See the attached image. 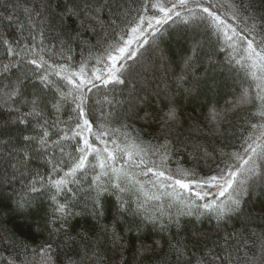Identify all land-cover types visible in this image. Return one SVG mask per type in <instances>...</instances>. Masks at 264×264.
<instances>
[{
    "label": "trees",
    "instance_id": "1",
    "mask_svg": "<svg viewBox=\"0 0 264 264\" xmlns=\"http://www.w3.org/2000/svg\"><path fill=\"white\" fill-rule=\"evenodd\" d=\"M176 2L108 0L109 6L100 15L104 26L97 25L92 32L90 28H81L75 20H62L58 0H0V237L5 238V242L0 243V261L3 264L18 253L20 261L26 258V264H33L32 250L42 243H51L54 254L59 253L56 264H64L65 253L75 260L83 257V264H116L121 258L123 264H198V261L202 264H264V249L256 237L250 238L249 246L240 247L239 251L236 241L226 247L223 239L233 232L249 237L250 233L259 236L264 231V162L257 159L258 166L240 178L246 180L244 191L240 193L243 201L240 216L232 215L218 222L213 213L201 215L193 207L194 215H179L180 228L169 217L174 220L178 213L188 211L192 200L203 204L211 199L223 201L225 197L210 188L205 189L211 193L206 200H197L194 188L193 191L179 186H175V191L160 188L159 181L172 182L164 178L158 180L153 173L144 174L147 167H152L175 179L206 178L216 174L217 165L224 166V154L242 153L244 139L258 134L253 133L250 124L261 122L254 113L261 108V101L256 97L258 93L264 95V84L254 81L249 70L236 63L244 55L243 51L239 47L236 52L224 47L222 38L218 39L207 21L199 18L202 13L196 3L221 5L214 10L222 15L227 13L223 18L238 30L255 23L257 31L253 35L259 40L264 36V0H189L185 8L175 9L179 16L172 14L170 20L160 25L153 21L156 31L146 23L142 26L143 33L136 34L130 45L135 55L122 61L123 84H102L94 80L95 88L88 85L87 88H92L90 92L83 89L92 106L93 114L89 119L93 133H107L102 140L116 157L108 161L110 168L104 171L109 175L102 176L101 181L105 186L114 183L116 174L111 168L118 170L121 187L127 189L119 195L127 202L125 208L129 210L120 216L116 211L119 200L110 191L104 201L105 214L99 218L92 214L90 185L101 169L95 154H91L86 170L77 174L78 183L68 186L75 195L71 192L57 195V200L67 203L76 215L67 218L60 232L52 231L60 228L61 222H52L55 205L50 197L55 190L48 181L59 179L68 171L73 158L79 155L76 147L82 144L81 138L74 135L79 129H75L72 95H67L66 99L61 97V92L67 94L73 90V85L63 76L80 72L83 65L86 79L93 78V73L106 79L104 64L97 63L105 49L121 36L125 40L132 36L130 29L140 15L161 17L163 14L152 7L153 4L171 7ZM59 3L61 7L71 6V0H59ZM232 15L238 19L233 21ZM244 17L250 19L245 22ZM77 32L79 39L74 38ZM4 40L11 44L13 55L8 54ZM32 59L43 63V67L31 64ZM5 65L9 66L7 71ZM45 74L52 82L47 87L39 79ZM73 78L79 82L78 77ZM257 84H261V88H257ZM14 91L16 94L12 95ZM245 92L252 102L233 107ZM32 100L38 101L37 110L42 112L43 119L26 115L32 110ZM58 101L59 112L53 107ZM169 108L176 109L177 120L169 128H161L159 117ZM213 109L217 113L215 120L211 117ZM146 112L157 119H142ZM44 120L56 125L48 128L47 150L35 141L23 139L36 136L40 131L38 124ZM65 133L69 139L60 140ZM84 135L95 147H105L94 135L87 132ZM53 141L58 144H52ZM165 142L168 143L166 152L160 148ZM133 144L142 151L133 154L130 160L121 149L132 150ZM165 156L167 158L163 159ZM141 159L145 164H139ZM49 161L60 164L61 170L53 173ZM181 170L194 175L184 177ZM33 185L37 192L30 191ZM154 196L159 199H153ZM17 201H28L31 206L21 214L16 211ZM139 204H143V208L137 214ZM145 216L159 219L152 224ZM161 223L169 226L162 231ZM113 228L122 237L123 248L113 244ZM10 240H15L17 245L21 240L28 244L27 253L22 245L14 247ZM140 240L149 244L159 240L160 246L138 256L136 247ZM178 241L184 246V255L180 257L172 247ZM216 256L223 259L217 261ZM39 261L40 257L36 256L35 264Z\"/></svg>",
    "mask_w": 264,
    "mask_h": 264
},
{
    "label": "snow or ice",
    "instance_id": "2",
    "mask_svg": "<svg viewBox=\"0 0 264 264\" xmlns=\"http://www.w3.org/2000/svg\"><path fill=\"white\" fill-rule=\"evenodd\" d=\"M189 4V0H177L176 3H173L171 7H165L163 3L153 4L152 7L158 8L159 12L163 15L159 18L151 17L148 18L144 15H140L135 26L131 27L130 32L133 34L127 40L124 39L123 36L119 37L118 40L112 42L108 48L105 49L104 54L101 58L97 60V63L104 64L107 70V78L105 79L102 75H96L93 73V78L86 79V74L84 73V66H81L80 72L71 73L69 75H64L63 79L66 80L69 84L73 85V90L71 93H63L61 92L62 99H66L67 95H72L73 103L75 104V108L73 111L76 113V123L75 129H79V131L75 132L76 137H80L82 140V144L76 147V151L79 154L78 157L73 158L74 162L71 167H69L68 171L64 173L62 177L59 179L48 181V184L51 186V189L55 190V194L50 197V199L54 202L53 208V223L56 221L61 222L60 228H55L53 232H60L63 229L64 224L67 222V218L72 215H76V213L71 212L69 205L67 203H60L57 200V195L60 193H69L71 192L73 196L75 193L73 190L68 187L71 184H77L78 180L76 179L77 174L85 171L86 166L88 164V157L91 154H95V159L97 161L98 167L101 169V172L96 175L93 179L90 188L92 191L90 192V199L92 204V214L96 217H102L105 214L104 201L106 199L107 194L111 191V194L117 195L119 200V206L116 211L120 216H123L124 212L128 211V208H125L126 201L119 195V193H123L127 191V189L121 187L120 183V174L117 169L111 168L112 173L116 174V181L111 183L109 186H105V184L101 181L102 176H108V171H104L105 169L110 168L108 164L109 160H115L116 157L113 155V152L108 149L106 146V141L102 140V137L107 135L106 132H99L98 134L93 133V125L89 119V116L92 115V106L88 103L87 97L83 93V89L87 88L88 85H91L92 88L96 87L94 80H99L102 84H108L110 82H115L118 84H123L125 81L121 79L123 75L124 61L127 58H131L135 55L134 51L130 50V45L133 42V39L136 34L143 33V25L146 23L148 28H151L153 31L157 29L154 27L153 21L155 25H160L167 20L172 18V14L179 16V12H175V9L179 6L181 8H185ZM108 0H71L70 7H61V4L57 3V8L60 9L62 13V20H75L79 23L81 28H90L92 32H95L97 25L103 28V21L100 19L101 12L104 8L108 7ZM222 7L219 4L213 5L210 2L208 6H204V4L197 2L196 8L199 9L202 15L199 17L201 20H206L208 23V27L213 31L218 39L222 38V43L225 48L231 49L233 52L237 51L239 47L240 50L243 51L244 55L240 57L239 60H236L237 64H241L245 66L249 70V75L254 81H261V84H264V36H260V39L257 40V37L253 35L254 32L257 31V26L253 23L250 27H244L240 30L233 24L229 23L223 16L225 14H218V12L214 9H218ZM28 11L27 9H25ZM195 15V12L192 13ZM39 15V13H37ZM231 19L236 21L238 17L236 15H232ZM250 17H244L245 22L248 21ZM76 39L80 38V33L77 32ZM4 44L8 45L7 51L9 55L14 54V49L11 47L9 41L4 40ZM15 55H19V53H15ZM42 59V58H41ZM71 59V57H69ZM231 62V60H230ZM31 64L36 65L37 68H42L43 63H38L36 59H32L30 61ZM46 63V62H44ZM8 65L4 66V70H8ZM62 69L63 65L60 66ZM56 75H61L60 72H56ZM73 77H78L79 82ZM41 82L45 84V86L51 85V81L48 78V75H42L39 77ZM261 84H257V88H261ZM92 88H87V91H91ZM14 91L12 95H15ZM256 99L261 101V108L257 113L260 117L261 122L256 124H250V128L253 130V133H258L253 138V134H250L243 141L242 148L243 152H233L231 154H224L225 159L222 161L223 167L217 165L216 174L207 176L203 179H175L173 175H165L164 171L156 170L154 171L152 167H147V172L144 173L147 175L148 173H153V175L159 180V178H164L166 181H171L170 184L159 183L160 188H172L175 191V186H179L180 189L194 191V196L197 200L204 201L211 194L209 191L205 189L215 188L220 197H225L223 201H217L216 199L207 200V202L203 204H197L196 200H192L191 203L187 206L188 211L178 213L177 218L173 220L172 217H169L171 222H174L177 228H180L179 215H194V212L191 210L193 207L196 209V213L204 214V212L213 213L217 221H223L226 218H231L232 215L240 216L243 211V201L241 199L240 193L244 191V184L246 180L240 179L244 177L248 171L257 167V159L261 162H264V95H260L258 93ZM252 100L245 92L238 101H236L233 107H240L244 104L251 103ZM59 101L57 104H54L53 107L56 108L57 112H59ZM32 110L26 115L40 117L43 119V115L41 111H38L39 103L37 100L31 101ZM211 117L213 120L216 119L217 113L215 109L212 110ZM142 119H152L156 120L157 118L153 116L152 113L146 112ZM177 120V114L175 108H169L167 112H164L163 115L159 117V123L161 128H169L172 124H174ZM23 123V119H21ZM55 128L56 125H49L47 120H44L42 124H38V128L40 131L36 136H25L23 139L28 142L35 141L42 149L47 150L50 141V133L48 128ZM87 132L90 135H94L97 140H100L102 144H105L103 148L95 147L89 140L88 136L84 135ZM69 139L67 133L64 136L60 137V140ZM251 141V143H249ZM115 143V141H113ZM52 144H58V141H53ZM132 149H138L137 145H131ZM160 148L165 152L168 149V143L160 145ZM60 152L64 153V148L61 147ZM125 155L131 160L133 157V151L127 149H121ZM139 151H142L140 149ZM139 151L136 154H139ZM106 154V155H105ZM25 157H27V153H25ZM167 157H163L166 159ZM52 163V172H58L60 169V164L63 161H60V164H57L53 161H49ZM139 164H145V161L141 159ZM139 166V165H137ZM146 166V165H145ZM122 172V170H120ZM127 175L126 173L124 174ZM181 175L187 177L189 175H194V173H189L187 171L181 170ZM43 178L41 177V180ZM111 179V178H110ZM139 184V181H136ZM41 187H45L44 184H41ZM141 190H143V185H140ZM31 192H37L38 189L33 185L30 189ZM171 194V193H169ZM227 194V195H226ZM147 195V194H145ZM153 199H159V196L152 197ZM179 200V196L176 197ZM183 203V201H181ZM28 201H17L16 211L23 212L27 207H30ZM143 208V204H139L137 207V214L139 213V209ZM203 210V211H201ZM159 218L155 216H145V220L152 224H155ZM169 225L161 223V230H165ZM247 231V229H245ZM104 232L107 233V227L104 228ZM239 235V239L237 236ZM111 237L113 244L123 248L124 245L121 244L122 237L115 231L113 228L111 232ZM252 237H256L261 244V248L264 249V231H262L259 236L255 232L250 233L249 237H244L242 234L238 233H228L223 239L225 242V246H231L233 241H236L237 251L240 250V247H248V240ZM5 238L0 237V243H4ZM14 247L19 245L23 246V250L27 253L29 249V245L24 243L22 240L17 245L15 240L8 241ZM160 246L159 240H154L151 244L146 243L143 240H140L136 247V255L143 256L145 253L155 251V248ZM59 247V246H58ZM174 251L177 253L178 257L184 255V246L181 242H177V245L172 246ZM33 264H35V257L39 256L40 261L39 264H56V261L59 259V253L54 254V250L52 248L51 243H42L38 249H33ZM70 251V249H69ZM79 255V253H76ZM86 255V253H85ZM230 255V253H229ZM66 259L64 264H83V257L80 260H75L72 256L67 255L65 253ZM223 258L220 256H216L215 260L221 261ZM17 261H20L19 253L13 257L12 259L7 261V264H17ZM0 264H3L0 261ZM20 264H26V258L24 261H20ZM116 264H123V258L120 261H117ZM198 264H202V261H198Z\"/></svg>",
    "mask_w": 264,
    "mask_h": 264
},
{
    "label": "rangeland",
    "instance_id": "3",
    "mask_svg": "<svg viewBox=\"0 0 264 264\" xmlns=\"http://www.w3.org/2000/svg\"><path fill=\"white\" fill-rule=\"evenodd\" d=\"M126 149V148H125ZM130 151H133V154H136L138 151H139V149H132V150H130ZM123 154H124V152H123ZM125 155V154H124ZM126 157L128 158V156L126 155ZM159 183H164L163 181H159L158 182V185H159Z\"/></svg>",
    "mask_w": 264,
    "mask_h": 264
}]
</instances>
